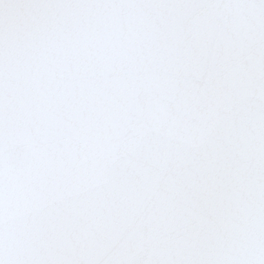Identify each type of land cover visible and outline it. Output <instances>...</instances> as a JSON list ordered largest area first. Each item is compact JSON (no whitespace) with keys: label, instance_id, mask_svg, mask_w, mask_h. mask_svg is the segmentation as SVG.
Segmentation results:
<instances>
[{"label":"snow or ice","instance_id":"6c2138e0","mask_svg":"<svg viewBox=\"0 0 264 264\" xmlns=\"http://www.w3.org/2000/svg\"><path fill=\"white\" fill-rule=\"evenodd\" d=\"M0 264H264V0H0Z\"/></svg>","mask_w":264,"mask_h":264}]
</instances>
